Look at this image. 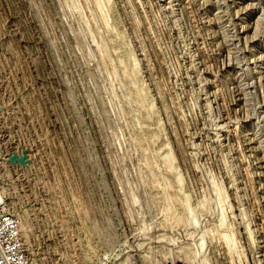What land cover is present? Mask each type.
I'll use <instances>...</instances> for the list:
<instances>
[{
	"label": "rangeland",
	"instance_id": "1",
	"mask_svg": "<svg viewBox=\"0 0 264 264\" xmlns=\"http://www.w3.org/2000/svg\"><path fill=\"white\" fill-rule=\"evenodd\" d=\"M0 155L31 264H264V0H0Z\"/></svg>",
	"mask_w": 264,
	"mask_h": 264
},
{
	"label": "built area",
	"instance_id": "2",
	"mask_svg": "<svg viewBox=\"0 0 264 264\" xmlns=\"http://www.w3.org/2000/svg\"><path fill=\"white\" fill-rule=\"evenodd\" d=\"M0 155V264H31L26 253L20 224L10 212L8 194L2 180Z\"/></svg>",
	"mask_w": 264,
	"mask_h": 264
}]
</instances>
